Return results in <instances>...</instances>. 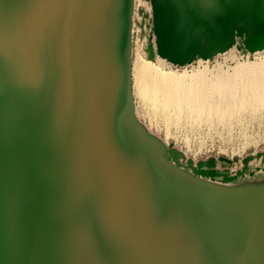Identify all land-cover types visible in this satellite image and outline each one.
I'll list each match as a JSON object with an SVG mask.
<instances>
[{
  "label": "water",
  "instance_id": "water-1",
  "mask_svg": "<svg viewBox=\"0 0 264 264\" xmlns=\"http://www.w3.org/2000/svg\"><path fill=\"white\" fill-rule=\"evenodd\" d=\"M151 2L183 67L231 47L247 0ZM129 7L0 0V264L233 261L240 196L162 171L123 119Z\"/></svg>",
  "mask_w": 264,
  "mask_h": 264
},
{
  "label": "bare ground",
  "instance_id": "bare-ground-1",
  "mask_svg": "<svg viewBox=\"0 0 264 264\" xmlns=\"http://www.w3.org/2000/svg\"><path fill=\"white\" fill-rule=\"evenodd\" d=\"M151 7L153 8V5ZM129 9L128 35L127 41H125V61L127 63L125 67L129 75L130 85L133 77L135 80L134 87L137 89L144 105L150 111H154L152 114L155 112L160 113L165 116L166 120L173 121V119L179 120L181 115L187 113L191 117L190 119L195 120V123L201 120L200 124H204V120H207V123L208 121H217L222 125V123L233 122L235 118L241 117L240 115H244L245 112L255 113V111L259 112V109L263 110L264 57H258V55L262 53L261 50H264V0H251V2L247 0L243 9L245 14L237 19L236 25L235 34L243 36L247 50L255 53V60L238 62L229 71H219L216 74L208 69L210 58L203 59L200 57V67H194L193 70H190L188 65L183 66L182 70L174 69L173 66L170 69L162 68L161 63L158 66L154 63L156 55L154 53V43L150 42L151 38L148 42L147 52L148 56L151 55L154 60L146 61V58L144 60L141 57L140 59L136 58V62L131 63L130 67L132 0H130ZM145 17L147 18V15L144 16V19H146ZM159 30L160 22L154 16L157 46ZM227 51L228 49L223 50L225 53ZM159 58L161 61H167L160 56ZM226 59L225 57V61ZM130 85L126 91V97H124L127 102L121 108V111L123 119L129 126L143 153L162 171L191 187L220 196L233 194L237 197L236 195H239L241 209L246 211V216L243 215L246 231L243 233L237 230L235 235H238L240 240L238 245L240 246L233 244L230 247V243H228V247L225 248L226 253L230 252L234 257L231 264H237V261L239 264H264V174L249 173L242 181L241 187L235 188L202 180L198 175L190 174L181 169L165 157V154H168L176 159L179 157V153L176 150H170L161 139L151 135L138 120L131 99ZM187 120L189 121L188 118ZM192 120L190 123L193 122ZM169 136H171L170 129L168 131ZM210 165L213 164L210 162ZM201 173L204 174V171H201ZM221 247L223 250V245Z\"/></svg>",
  "mask_w": 264,
  "mask_h": 264
},
{
  "label": "rangeland",
  "instance_id": "rangeland-1",
  "mask_svg": "<svg viewBox=\"0 0 264 264\" xmlns=\"http://www.w3.org/2000/svg\"><path fill=\"white\" fill-rule=\"evenodd\" d=\"M151 6V0H132L130 67L136 62V58L141 57L143 60L146 58V61L154 60L151 55L148 56L147 52L151 38L150 42L154 43L156 51H154L156 55L154 63L158 66L161 63L162 68L170 69L173 66L174 69L182 70L183 67L174 65L168 59L166 62L159 60L157 34L154 32V13ZM143 14L147 15V18L145 17L147 20L144 19ZM261 52L258 57H264V50ZM225 57L229 59L225 61ZM255 58V53L248 51L245 47L243 36L236 35L226 53L220 52L209 59L208 69L215 74L219 71L227 72L238 62L253 61ZM199 59V57L195 59L193 65H188L190 70L200 67ZM131 80L130 92L135 115L151 135L161 139L170 150H176L179 153L176 159L165 154L172 163L190 174L198 175L202 180L235 188L241 187L242 181L249 173L264 174V108L255 113L245 112L244 115H240L241 120V117H237L233 122L222 123V125L217 121L207 123L204 119V124H200L201 120L195 123V120L190 119L187 113L180 116L181 120L167 119L168 122H166L163 114L156 112L152 114L154 111H150L144 105L134 87V78L132 77ZM191 120L192 123H190ZM169 129L171 136L168 137ZM210 162L213 165H210ZM201 171H204V174Z\"/></svg>",
  "mask_w": 264,
  "mask_h": 264
}]
</instances>
